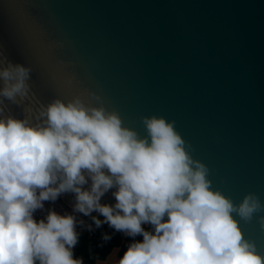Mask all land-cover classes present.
<instances>
[{"label": "water", "instance_id": "obj_1", "mask_svg": "<svg viewBox=\"0 0 264 264\" xmlns=\"http://www.w3.org/2000/svg\"><path fill=\"white\" fill-rule=\"evenodd\" d=\"M7 64L29 69V91L4 116L88 89L141 136L142 116L174 120L213 188L264 202V0H0ZM241 228L264 254L256 219Z\"/></svg>", "mask_w": 264, "mask_h": 264}, {"label": "clouds", "instance_id": "obj_2", "mask_svg": "<svg viewBox=\"0 0 264 264\" xmlns=\"http://www.w3.org/2000/svg\"><path fill=\"white\" fill-rule=\"evenodd\" d=\"M28 79L24 65H0V105L24 99ZM3 112L0 264H84L74 254L77 225H84L77 213L133 238L113 264H264L241 228L255 218L264 231V202L248 192L236 203L213 188L209 167L193 157L174 120L142 116L141 136L88 89L28 117ZM113 189L115 203L102 204ZM65 193L74 195L72 214L49 209L36 219Z\"/></svg>", "mask_w": 264, "mask_h": 264}, {"label": "trees", "instance_id": "obj_3", "mask_svg": "<svg viewBox=\"0 0 264 264\" xmlns=\"http://www.w3.org/2000/svg\"><path fill=\"white\" fill-rule=\"evenodd\" d=\"M144 227L148 230L147 225ZM105 235L109 236L110 239L105 240ZM132 239L115 231L108 224H102L91 239H88L87 236L79 239L74 254L78 258H82L84 264H113L123 255ZM135 239L142 240V236H137Z\"/></svg>", "mask_w": 264, "mask_h": 264}, {"label": "built area", "instance_id": "obj_4", "mask_svg": "<svg viewBox=\"0 0 264 264\" xmlns=\"http://www.w3.org/2000/svg\"><path fill=\"white\" fill-rule=\"evenodd\" d=\"M49 209H54L59 214H72V208L66 204L60 197L57 199L54 203H45V207L43 211H37L34 215L37 220L43 218ZM77 217V220H83L84 225H77V232L79 233V239L83 236H87L88 239H91L95 232L98 230V227L94 224L92 221V218L90 216H83L81 214H75ZM93 216H97L99 219L103 220L104 218L102 216H99L98 213H92ZM106 224V223H104ZM91 225V230H89L88 226ZM148 226V230H151V226Z\"/></svg>", "mask_w": 264, "mask_h": 264}, {"label": "rangeland", "instance_id": "obj_5", "mask_svg": "<svg viewBox=\"0 0 264 264\" xmlns=\"http://www.w3.org/2000/svg\"><path fill=\"white\" fill-rule=\"evenodd\" d=\"M113 253H115V252H113ZM116 256H117V252H116ZM97 262V261H96ZM97 264H99V263H97Z\"/></svg>", "mask_w": 264, "mask_h": 264}, {"label": "crops", "instance_id": "obj_6", "mask_svg": "<svg viewBox=\"0 0 264 264\" xmlns=\"http://www.w3.org/2000/svg\"><path fill=\"white\" fill-rule=\"evenodd\" d=\"M102 262V261H101Z\"/></svg>", "mask_w": 264, "mask_h": 264}]
</instances>
